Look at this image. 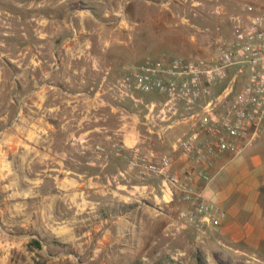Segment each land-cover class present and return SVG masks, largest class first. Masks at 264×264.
<instances>
[{
	"label": "rangeland",
	"instance_id": "obj_1",
	"mask_svg": "<svg viewBox=\"0 0 264 264\" xmlns=\"http://www.w3.org/2000/svg\"><path fill=\"white\" fill-rule=\"evenodd\" d=\"M247 5L264 0H0V264H264L263 178L234 222L187 224L123 142L136 125L169 150L146 119L161 97L113 90L146 57L217 54Z\"/></svg>",
	"mask_w": 264,
	"mask_h": 264
},
{
	"label": "built area",
	"instance_id": "obj_2",
	"mask_svg": "<svg viewBox=\"0 0 264 264\" xmlns=\"http://www.w3.org/2000/svg\"><path fill=\"white\" fill-rule=\"evenodd\" d=\"M122 98L136 91L157 94L149 106L148 121L186 123L190 129L177 146L191 160L173 171L167 154L134 146L132 167L162 179L187 205L184 218L196 227L220 228L227 212L203 196L211 179L206 168L223 153L242 155L264 127V9L247 5L235 17L233 38L215 55L196 59L146 57L133 65L113 87Z\"/></svg>",
	"mask_w": 264,
	"mask_h": 264
},
{
	"label": "crops",
	"instance_id": "obj_3",
	"mask_svg": "<svg viewBox=\"0 0 264 264\" xmlns=\"http://www.w3.org/2000/svg\"><path fill=\"white\" fill-rule=\"evenodd\" d=\"M161 99H163V97H161ZM169 118L170 114L168 115V119ZM168 119H166L165 121L156 119L152 121L154 123H151L147 119V124L149 125L148 129L150 132H154V134L157 136V142L159 144H164L166 136H170L171 141L169 144V150H163L159 152L157 151L156 153L159 155H169L173 160V171L180 172L192 164L191 160L177 146L178 139L187 134L189 132L190 127L186 123H176L175 125H173L172 119ZM123 130H126L125 134L123 135V142L127 149L130 147H134L137 144H142L143 140L141 139L140 133L136 125L130 126V124H125ZM263 133L264 127L259 138L246 149L245 153L247 154V156L241 159L242 161L237 168L238 171L231 172L232 175H227L224 177L221 176V172L227 165V162L229 164L237 160L238 158V156H233L229 153H223L218 157L213 158L210 165L206 168V171L209 174L213 172L214 177H218H216L215 181H213L212 184L205 186L202 193L203 196L209 200H218L221 203L229 204L228 217L224 224H230L231 222H234V219L238 217L239 201L243 200L242 197H245L244 204L246 205L250 203L247 197L250 195V192L257 187V180L260 178H263L264 180V141L261 138ZM174 135L175 137H173ZM230 178H233V180L235 178V185L232 186ZM160 181V187L161 191H163L164 193V198H172L171 188H169V186L162 179H160Z\"/></svg>",
	"mask_w": 264,
	"mask_h": 264
},
{
	"label": "trees",
	"instance_id": "obj_4",
	"mask_svg": "<svg viewBox=\"0 0 264 264\" xmlns=\"http://www.w3.org/2000/svg\"><path fill=\"white\" fill-rule=\"evenodd\" d=\"M36 245L40 246V242L39 241H34Z\"/></svg>",
	"mask_w": 264,
	"mask_h": 264
}]
</instances>
